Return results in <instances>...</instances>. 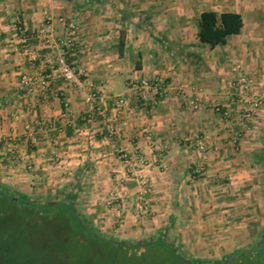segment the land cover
<instances>
[{
	"label": "crops",
	"instance_id": "0c3cea01",
	"mask_svg": "<svg viewBox=\"0 0 264 264\" xmlns=\"http://www.w3.org/2000/svg\"><path fill=\"white\" fill-rule=\"evenodd\" d=\"M205 10L240 13L243 30L215 48L201 43ZM16 17L17 31L11 27ZM65 49L82 87L61 76ZM239 67L264 98V0H0V180L48 192L77 176L93 179V199L119 198L113 217L102 215H108L104 229L132 238L176 229L196 256L233 254L252 241L257 225L264 230V182L257 180L263 175L239 169L243 156L223 151L205 159L209 180H190L188 168L204 160L196 138L206 134L222 149L231 139H223L226 127L212 109H195L188 97L230 106ZM24 76L31 79L28 91ZM154 77L166 86L152 110L128 82ZM44 79L50 87L42 95ZM91 91L99 94L94 106L84 98ZM130 92L132 103L117 118L115 100ZM258 111L254 129L264 127V106ZM122 119V132L109 137V126ZM125 150L134 162L128 181ZM223 174L229 179L223 188L211 186ZM140 178L152 187L144 217L136 200Z\"/></svg>",
	"mask_w": 264,
	"mask_h": 264
},
{
	"label": "rangeland",
	"instance_id": "374dc122",
	"mask_svg": "<svg viewBox=\"0 0 264 264\" xmlns=\"http://www.w3.org/2000/svg\"><path fill=\"white\" fill-rule=\"evenodd\" d=\"M237 69L240 72L238 84L235 86L232 84L230 90L231 93L237 92L238 94H232L233 96L230 98V101L234 97L235 99L232 103H229L230 106L223 104L220 100L214 103L210 101V104H208V102L205 103L201 98L199 99L201 105L195 108L194 103L197 99H189L188 97L189 101L192 100L190 104L195 109H200L205 106L207 109H212L214 116H217L221 124L226 127V130L222 132L223 139H231L230 145L228 147L224 146L222 149L219 145H210L207 138H205L206 134L201 138H196V140L202 142L203 149L197 145L198 141H196V148L204 155V160L188 168L191 174L190 180H209L210 178L206 176L211 167L208 168L205 162L206 157L209 154L222 155L223 151L224 154H227L225 153L226 151L233 153L236 158H238L237 154H241L243 158L238 160L235 166H240L239 169L253 170L258 173L257 175L262 173L263 176L258 177L257 180L264 182V161L258 162L255 157V153L264 152V127L260 126L261 129H254L257 125L254 124V122L260 118L258 110L262 109V106H264V98L253 93L254 89H252V86H254V83L245 77L244 73L241 71V67ZM243 78H246V82L242 81ZM233 123H236L238 128L228 131V125L233 126ZM216 133L219 134V132ZM196 169H200V172H195ZM226 177L225 174L218 176L217 180L211 183V186H220L223 188V185L227 183L226 179L229 180ZM131 179L132 177L128 179L125 178L124 181ZM142 179L144 178L139 179L140 184ZM92 181L93 179H84L83 176H77L73 181L71 180V184H66V186L56 191L37 192L34 188L28 191L27 189L23 190L19 187L20 184L14 181L0 180V188L16 197L27 198L29 201L35 203H46L65 198L76 206L78 212L86 218L88 223L91 224L92 222V225L97 229L96 231H99L104 237L110 238L117 243L126 242L131 244L163 237L168 243H173L176 246L179 255L199 264L224 261L231 255L230 253H226V255L221 258L205 257L204 255L196 256L190 248L181 244V236L178 235L179 232H177L178 230L176 229L175 231H169L168 229L165 230V228H162L159 232L153 234L147 233L138 236V238L122 236L119 230L115 232L111 231L110 228L104 229V223L101 220H106L105 217L108 215H102L108 212L109 216L113 217V215H110L111 208L119 198H116L112 205L107 204L108 197L104 200L93 199L94 195L91 194L89 186V183L91 184ZM146 185V188L152 189L149 185V181ZM144 188L145 186H142L138 193L136 199L138 205L143 204V199L140 198V192ZM150 190L145 197L148 200L149 212L144 214L139 207V211L143 217L149 215L151 211V200L148 196L151 193ZM215 191L221 193L219 188ZM219 193L215 196L221 195ZM210 196L211 195L208 193L206 197ZM97 201H103V204H99ZM14 204L5 199L0 203V241L2 243L0 264H79L83 260L86 261L87 264H176L170 250L158 246L152 247V245L138 248L127 246L119 254L117 259L116 255L112 256L110 254L106 245L97 244L94 241H83L81 230H77L79 231L77 232L72 222L62 217L61 214L55 215V208H45L44 211L39 208V212L32 213V208L30 206L21 203ZM263 233L264 230L260 232L259 226L257 225L254 229L255 236L252 241L240 247L237 251L248 248L250 245L258 242ZM62 247L64 249H62Z\"/></svg>",
	"mask_w": 264,
	"mask_h": 264
},
{
	"label": "trees",
	"instance_id": "16d2710c",
	"mask_svg": "<svg viewBox=\"0 0 264 264\" xmlns=\"http://www.w3.org/2000/svg\"><path fill=\"white\" fill-rule=\"evenodd\" d=\"M243 27L244 19L240 13H218L214 10H205L200 14L198 22V38L201 43L209 45L211 48H215L216 46L226 44L230 36L241 33ZM255 157L257 158L258 162L264 161V152L255 153ZM4 199L13 204H26L32 208V213H37V211L39 212V208H41V210L43 209V211L45 208H55V215L61 214L62 217H65L67 220L72 222L76 228V231L81 230V237L83 241H94L97 244L106 245L110 254L112 256L116 255L117 259L119 254L127 246L138 248L152 245V247L158 246L160 248L170 250L174 257L173 260L176 262V264H199L195 263L193 260H188L179 255L176 246L173 243H168L163 237H160L159 239L147 240L145 242H134L131 244L126 242L117 243L110 238L108 239L100 234L99 231H96L97 229L92 225V222L91 224L88 223L86 218L78 212L76 206L65 198L52 202L35 203L29 201L27 198L16 197L13 194H10L8 191L0 188V203ZM1 244L2 243L0 241V251ZM63 247L62 249H64ZM79 264L87 263L83 260ZM207 264H264V233L260 236V240L258 242L250 245L248 248L236 251L235 253L229 255V257L224 261L208 262Z\"/></svg>",
	"mask_w": 264,
	"mask_h": 264
},
{
	"label": "built area",
	"instance_id": "2783aa9c",
	"mask_svg": "<svg viewBox=\"0 0 264 264\" xmlns=\"http://www.w3.org/2000/svg\"><path fill=\"white\" fill-rule=\"evenodd\" d=\"M11 27L13 30L17 31L20 29V19L19 17H16L15 20L12 22ZM65 45H68L69 48H71L74 44L72 41V38L68 37V39L64 42ZM69 51L68 49L63 50V57L60 59V73L63 79H65L69 84L71 85H78L79 87H82V82H81V74L79 71L71 65L69 62L67 55ZM243 82H246V78L242 79ZM30 82L31 79L28 76H24L22 80V90H27L30 88ZM165 86L166 82L165 79L162 77H154L151 79H137V78H130L128 82V87L131 90H135L134 92L136 93V98L142 99L144 101H147L150 103L151 109L154 110L156 109L157 105L161 101V91H165ZM50 87L49 82L44 79L41 80L40 83L38 84V91L42 94L45 95L46 91ZM130 92L127 95H122L119 96L114 103V114L117 118L119 117H124L127 109L130 107L132 103V98L133 94ZM85 101L94 106L95 102L99 99V94L95 91H91L88 93L84 94ZM201 105V101L199 99L196 100L194 103V107L198 108ZM126 126V121L122 119V122L120 125H111L109 126V132L108 136L113 137L119 133L122 132V127ZM198 145L200 146L201 149H203V145L201 141H198ZM132 152L131 151H123L121 154V157L126 165V170H125V176L126 179L133 177L134 174V162L133 158L131 156ZM195 172H200V169H196ZM141 185L145 188L142 189L140 192L141 196L140 198L143 199V204L139 205L141 212L144 214L148 213L150 208L148 206V200L145 198L147 192L150 190L147 187L148 180L142 179ZM117 197L112 194L108 199H107V204L112 205L114 200Z\"/></svg>",
	"mask_w": 264,
	"mask_h": 264
}]
</instances>
